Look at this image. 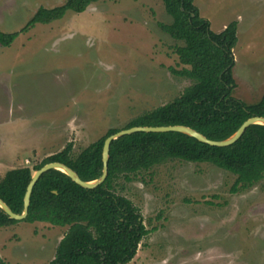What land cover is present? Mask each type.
<instances>
[{"label": "rangeland", "instance_id": "1", "mask_svg": "<svg viewBox=\"0 0 264 264\" xmlns=\"http://www.w3.org/2000/svg\"><path fill=\"white\" fill-rule=\"evenodd\" d=\"M65 0H0V31L18 32L39 7ZM210 30L237 22L233 96L264 92V0H194ZM172 18L161 0H98L0 46V177L34 168L72 143V157L191 84L159 27ZM236 176L210 163L168 159L120 174L105 186L128 199L145 231L127 264H264V177L232 192ZM67 226L0 227L4 264H48Z\"/></svg>", "mask_w": 264, "mask_h": 264}, {"label": "trees", "instance_id": "2", "mask_svg": "<svg viewBox=\"0 0 264 264\" xmlns=\"http://www.w3.org/2000/svg\"><path fill=\"white\" fill-rule=\"evenodd\" d=\"M98 0H65L53 8L39 7L18 32L0 31V46L8 47L35 24H49L67 11L83 12ZM172 18L159 27L171 38L182 41L175 49L183 68L170 71L191 81L172 101L149 110L123 127H190L210 140H224L253 116L264 117V92L259 101L246 104L233 96V48L237 43V22L221 31L210 30L208 20L199 15L193 0H161ZM105 135L72 157V143L49 155L40 164L7 170L0 177V199L17 214L23 211V198L32 174L46 163L60 162L75 171L83 181L102 174V147ZM107 176L103 183L87 189L66 174L51 169L34 184L25 222L67 226V231L48 264H127L135 256L145 228L142 217L123 196L106 188L120 174L148 169L168 159L210 163L236 176L231 191L245 189L264 177V125L252 124L228 146H211L181 132H135L113 140L109 146ZM0 208V227L16 223ZM0 264H4L0 260Z\"/></svg>", "mask_w": 264, "mask_h": 264}, {"label": "water", "instance_id": "3", "mask_svg": "<svg viewBox=\"0 0 264 264\" xmlns=\"http://www.w3.org/2000/svg\"><path fill=\"white\" fill-rule=\"evenodd\" d=\"M252 124L264 125V117L253 116V117L248 118L246 121H244L240 125V127L235 131V133L233 135H231L230 137H228L227 139H224V140H210V139L206 138L204 135H202L201 133L197 132L196 130H194L190 127H187V126H183V125L133 126V127L127 128V129H121V130L109 135L104 140L103 147H102L103 168H102V174L98 179H95L93 181H83L77 175V173L75 171H73L72 169H70L68 166H66L63 163H60V162L46 163L42 167H40L39 169L35 170L32 174L31 180L28 183L25 194H24L23 211L21 214L14 213L9 208V206H7V204L5 202H3V200H1V199H0V208L10 218H12L16 221H22L26 217L27 212H28L30 195H31V191H32L34 184L36 183V181L39 179V177L42 174H44L45 172H47L48 170H51V169H55V170H59V171L63 172L73 182H75L76 184H78L79 186H81L83 188L93 189V188L97 187L98 185H100L101 183L104 182V180L106 179V176H107V162H108V157H109L108 152H109L110 143L120 136L135 133V132H169V131H173V132L184 133L186 135L194 137L195 139H197L203 143L209 144L211 146L223 147V146L231 145L234 142H236L241 137V135L243 134L245 129Z\"/></svg>", "mask_w": 264, "mask_h": 264}, {"label": "crops", "instance_id": "4", "mask_svg": "<svg viewBox=\"0 0 264 264\" xmlns=\"http://www.w3.org/2000/svg\"><path fill=\"white\" fill-rule=\"evenodd\" d=\"M193 1H194V0H193ZM225 26H226V24L222 26V29H223ZM222 29H221V30H222ZM221 30H220V31H221Z\"/></svg>", "mask_w": 264, "mask_h": 264}]
</instances>
